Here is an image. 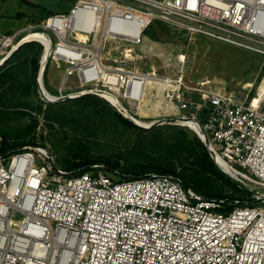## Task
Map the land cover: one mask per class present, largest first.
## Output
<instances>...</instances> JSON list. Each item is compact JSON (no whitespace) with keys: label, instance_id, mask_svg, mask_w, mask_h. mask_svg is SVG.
Segmentation results:
<instances>
[{"label":"built area","instance_id":"1","mask_svg":"<svg viewBox=\"0 0 264 264\" xmlns=\"http://www.w3.org/2000/svg\"><path fill=\"white\" fill-rule=\"evenodd\" d=\"M155 21L264 58V0H76L0 34V66L38 42L43 101L94 94L144 126L162 115L196 122L216 164L252 194L222 212L224 199L174 175L115 180L102 165L72 172L49 148L23 146L0 154V264H264V75L254 92L253 84L215 91L209 81L187 85L183 69L170 78L132 68ZM50 63L67 65L54 91L45 86Z\"/></svg>","mask_w":264,"mask_h":264},{"label":"rangeland","instance_id":"2","mask_svg":"<svg viewBox=\"0 0 264 264\" xmlns=\"http://www.w3.org/2000/svg\"><path fill=\"white\" fill-rule=\"evenodd\" d=\"M75 2L76 0H0V34H13L25 28L28 24L37 22L31 21L29 17L38 14L40 10L50 13V15L67 12ZM145 35L147 36L145 43L142 46H135L133 51L137 60L130 62L132 68L141 72L156 70L158 76L177 78V75L183 69L184 80L191 87H199L202 82L209 81L210 84L206 86L208 89L232 91L243 90L246 84H253V92L264 75L263 56L226 42L204 36L196 35L191 37L173 25L160 21H155L145 31ZM139 55L144 56V58L139 59ZM7 62L1 65L0 69L5 67ZM165 64L167 65L165 66ZM61 65V68H56L55 64H49L45 76V86L48 90H54V88L62 84L67 65ZM37 81L39 86V78H37ZM69 83H78L77 77H70ZM25 96L24 94L20 96L21 101L25 100ZM34 96L37 106L28 110L32 113L34 120L20 118L16 116V113H13L12 109H6L5 113L9 115L0 119V127L6 126L9 129H18L31 120L35 121L36 119L38 122L37 129L28 139L34 143L31 145L49 148L54 154L58 166L63 167L66 157L72 150L80 151L81 153H85L87 150V152L96 157L116 158L120 157L122 153L126 155L133 148H136L139 141L137 133L125 127L118 129L113 127H108V129L101 128L98 129V133L86 138L80 134L81 131L79 129L71 128L69 125L63 126L61 123L47 119L43 113H38V105L41 101L39 89ZM73 99L75 98L69 100ZM165 102L163 98L160 99L157 107L165 106ZM110 104L112 105V103ZM45 108L46 106H44ZM172 108L173 105L169 104V111ZM74 109L75 106L73 105L70 111L72 112ZM165 111L167 112L166 109ZM160 112L158 108L157 113ZM170 119H178V115L151 117L142 119V122L147 124ZM140 127L148 130L155 127L160 129H183L191 134L198 135L196 130L181 122H166L155 127ZM198 137L200 138L199 135ZM2 141L3 137L0 132V146ZM155 155L157 153L153 152V156ZM120 161L124 163L123 159H120ZM186 167L190 168L188 164H186ZM219 169L222 171L220 167ZM106 173L114 177L115 180H119L116 174ZM179 178L181 179V177ZM199 178L204 177L200 176ZM209 180L218 192L226 196H235L234 201L236 199H244L224 179H220L218 176H211ZM257 189L264 190L261 187H256ZM224 200L226 203L227 199L225 198Z\"/></svg>","mask_w":264,"mask_h":264},{"label":"trees","instance_id":"3","mask_svg":"<svg viewBox=\"0 0 264 264\" xmlns=\"http://www.w3.org/2000/svg\"><path fill=\"white\" fill-rule=\"evenodd\" d=\"M48 15L50 13L40 10L29 19L38 22ZM42 51L43 47L38 42L25 43L13 54L7 65L0 69V119L9 115L5 113L6 109H12L16 116L34 120L32 113L28 110L37 106L34 95L39 89L37 78L40 73ZM22 94L26 95L24 101L20 98ZM40 100L39 114L43 113L47 119L61 123L63 126L69 125L71 128L79 129L83 137L95 135L98 129H108V127L116 129L125 127L138 135L139 141L136 148L116 158L96 157L87 150L85 153L72 150L62 167L65 170L83 172L93 165H102L103 170L116 174L119 180L140 178L150 174L174 175L181 177L185 186L208 198H226L225 207L220 209L222 212H230L234 209L235 196H226L218 192L209 180L211 176H218L231 184L244 197L241 199L243 203L247 198V194L241 187L219 169L207 146L198 135L183 129L156 127L149 130L142 129L121 114L106 99L94 94H85L73 100L55 103L45 102L41 97ZM73 105L75 109L71 112ZM44 106H46L45 109ZM32 120L18 129L0 127L3 137L0 154L34 144L28 138L37 129L38 122L36 119ZM153 152L157 155L153 156ZM120 159H123L124 163H121ZM186 164L190 168H187ZM200 176L204 178L200 179ZM249 200L251 205L256 204L254 200Z\"/></svg>","mask_w":264,"mask_h":264},{"label":"water","instance_id":"4","mask_svg":"<svg viewBox=\"0 0 264 264\" xmlns=\"http://www.w3.org/2000/svg\"><path fill=\"white\" fill-rule=\"evenodd\" d=\"M40 74V73H39ZM39 92H41V87H39ZM125 116V115H124ZM125 117H127V116H125ZM127 118H129V117H127ZM129 119H131V118H129ZM133 122H135L133 119H131ZM166 122H178V119H170V120H164V121H158V122H153L151 125H150V127H155V126H158V125H162V124H164V123H166ZM136 123V122H135ZM136 124H138L139 126H142V127H146V126H144V125H142V124H140V123H136ZM197 133H198V135L200 136V138H201V140L205 143V145L206 146H208V140L206 139H203L202 137H201V135L199 134V132L198 131H196ZM222 171L226 174V175H228L231 179H233L240 187H241V189L246 193V194H248V195H251L252 193H251V191L246 187V186H244L243 184H241L240 182H238L237 180H235L229 173H227L225 170H223L222 169Z\"/></svg>","mask_w":264,"mask_h":264},{"label":"bare ground","instance_id":"5","mask_svg":"<svg viewBox=\"0 0 264 264\" xmlns=\"http://www.w3.org/2000/svg\"><path fill=\"white\" fill-rule=\"evenodd\" d=\"M108 99L110 100V101H112L113 103H117V99L115 98V97H112V96H108ZM147 100H149V99H147ZM171 105V104H170ZM142 113H144V114H147V111L146 110H142ZM182 121H185L186 123H187V125L189 126V127H191L192 129H194V130H199V126L197 125V123L196 122H194V121H191V120H182ZM139 122V121H138ZM226 171H228V169H227V167H223Z\"/></svg>","mask_w":264,"mask_h":264},{"label":"crops","instance_id":"6","mask_svg":"<svg viewBox=\"0 0 264 264\" xmlns=\"http://www.w3.org/2000/svg\"><path fill=\"white\" fill-rule=\"evenodd\" d=\"M54 90H55V88H54ZM54 90H53V91H54Z\"/></svg>","mask_w":264,"mask_h":264}]
</instances>
